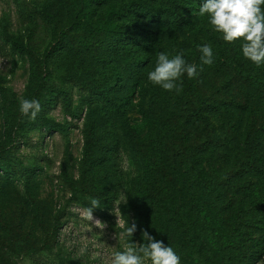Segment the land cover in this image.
<instances>
[{"label": "rangeland", "instance_id": "rangeland-1", "mask_svg": "<svg viewBox=\"0 0 264 264\" xmlns=\"http://www.w3.org/2000/svg\"><path fill=\"white\" fill-rule=\"evenodd\" d=\"M179 1L171 22L167 0H0V163L32 174L0 172V264H110L146 244L143 231L180 264H264V174L243 151L248 133L264 130V64L199 15L206 0ZM203 45L212 65H202ZM161 52L197 66L179 93L148 80ZM222 85L223 96L214 92ZM181 97L192 110L208 97L214 130L189 118ZM21 99L38 100L62 129L24 116ZM92 198L100 207L88 222Z\"/></svg>", "mask_w": 264, "mask_h": 264}, {"label": "clouds", "instance_id": "clouds-1", "mask_svg": "<svg viewBox=\"0 0 264 264\" xmlns=\"http://www.w3.org/2000/svg\"><path fill=\"white\" fill-rule=\"evenodd\" d=\"M199 15L207 16L212 29L221 34L223 41L234 44L241 41L242 55L257 66L264 64V0H206L199 7ZM202 65L214 63L213 50L210 45L198 46ZM203 71V68L200 69ZM187 74L189 79L198 75L197 66L188 64L183 53L173 57L161 52L158 54L154 70L148 73V80L166 91H182L181 77ZM180 81V83H177ZM20 112L35 121L42 111L36 99H21ZM100 207L98 198L90 200V206L84 208L81 215L88 222L93 221V209ZM96 226L103 225L95 220ZM104 227V225H103ZM137 226L127 224L125 234L132 237ZM146 244L134 246L131 243L123 251L113 253L110 264H180V256L171 246L157 241L147 231L142 232Z\"/></svg>", "mask_w": 264, "mask_h": 264}, {"label": "trees", "instance_id": "trees-1", "mask_svg": "<svg viewBox=\"0 0 264 264\" xmlns=\"http://www.w3.org/2000/svg\"><path fill=\"white\" fill-rule=\"evenodd\" d=\"M168 2V9L166 11H164L162 14L163 16H166V20H168V18H170L169 21L172 22V20L178 21V13H179V9L181 8L180 6V1L179 0H167ZM5 40L11 44V46L13 47L14 50L22 53V54H26L27 56L32 57V52L30 50V48L25 45V43L20 40L18 37H15L13 35H5ZM53 53H49V55H47L45 57V61L43 62L44 64V68L47 69L48 67V63H47V58L52 56ZM227 58V57H226ZM142 60L137 61L136 64H138L139 66L142 65ZM115 80V83L119 82V73H115L113 71V78L112 80ZM38 83V82H37ZM38 84L36 85L35 88H33V90L35 91L38 88ZM230 87L228 85H222L219 86L217 88H215L214 92L218 95H225L229 92ZM92 89V88H91ZM99 95L104 99L105 102L110 103L111 104V100L110 98L105 95L104 93H99ZM5 96V94H3V97ZM4 99V98H3ZM64 104H66L68 102V96L65 95V97L63 98L62 101ZM55 104V102H54ZM186 101L184 98H178V105L181 106L182 110H185L186 112H190L189 114V118H193L196 121L200 122V124L203 126V131H212L214 130V125L212 124L210 118L206 115V112H208V108H209V99L208 97H206L195 109H189L186 105ZM4 112L5 114L8 112L7 109V103L4 104ZM188 115V114H187ZM37 119L40 122L41 128H43L44 130L48 131V132H56L59 131L60 129H62L61 124L57 123L56 121L48 118L46 116V114H43L42 112H40L37 115ZM8 123L10 124V122L8 121ZM11 130H8V135H10ZM263 141H264V130L260 129V130H256L254 132H250L247 135L246 141L244 143V154L246 157H249L250 160L248 161V165L250 167V169H252L254 172L256 173H261L264 174V149H263ZM0 153H5V149H0ZM0 172L3 174V176H5L7 179H11L13 176H22L24 178H30L31 177V173L28 170H19L17 169V167H14L11 165V163L8 164H3L0 163ZM201 213L205 216L206 213V208H202ZM59 222V218L57 220ZM202 232H205L204 229H201ZM233 249L235 247H232ZM221 255H225V251L223 249H220ZM235 262V261H234ZM228 263H230V259L228 261Z\"/></svg>", "mask_w": 264, "mask_h": 264}]
</instances>
